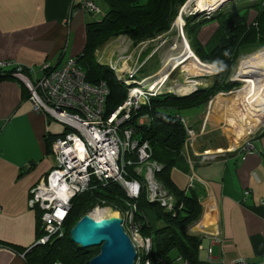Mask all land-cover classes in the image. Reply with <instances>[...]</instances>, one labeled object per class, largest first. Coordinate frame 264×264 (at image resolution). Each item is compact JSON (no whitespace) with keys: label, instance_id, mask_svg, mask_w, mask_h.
<instances>
[{"label":"crops","instance_id":"crops-1","mask_svg":"<svg viewBox=\"0 0 264 264\" xmlns=\"http://www.w3.org/2000/svg\"><path fill=\"white\" fill-rule=\"evenodd\" d=\"M82 1L0 0V62L11 63L4 68L19 64L28 76L39 77L42 64L55 66L80 54L87 40L86 24L94 20L79 7ZM214 29L205 27L199 41H207ZM242 98L248 113L258 112L255 121L244 115L243 125H258L264 120V102ZM220 100L217 95L209 104L217 109ZM206 105L183 108L191 109L187 119L175 110L196 137L184 145L170 177L186 190L189 176L195 174L193 189L201 200L204 226L197 235L207 243L217 234L219 242L212 245L216 261L243 258L248 264H264V126L251 140L253 150L236 149L238 145L225 149L217 139L209 141L216 127L206 120ZM227 105L237 108L235 100ZM235 120L241 123L236 113ZM234 125L227 121L233 137ZM65 132L63 124L32 110L27 89L17 78L0 79V264H28L24 254L37 244L40 215L28 206L30 189L55 167L50 142ZM211 150L220 154L202 161L199 154ZM146 213L151 224L158 221L152 210Z\"/></svg>","mask_w":264,"mask_h":264},{"label":"trees","instance_id":"trees-1","mask_svg":"<svg viewBox=\"0 0 264 264\" xmlns=\"http://www.w3.org/2000/svg\"><path fill=\"white\" fill-rule=\"evenodd\" d=\"M185 1H96L104 10V16L86 24V44L77 57L78 61L84 62L82 68L89 82L104 81L108 86L109 94L105 100L107 113L123 102L127 89L108 65L96 61L95 51L110 38L119 35H125L134 43H139L167 32ZM220 16L224 17L222 22L218 18ZM185 19V30L191 49L201 61L217 65L216 76L210 85L200 82L197 85L207 86L197 87L193 91V87L176 88L175 92L179 95L165 92L151 96L149 104L141 105L124 126L132 127L134 137L149 143L152 158L162 165L157 172V178L175 196L177 202L183 204L178 213L172 216L156 203L149 202L143 193L137 200L138 218L141 217L140 213L147 217L146 210L149 209L155 213L157 220L163 223L161 226H153L147 217L148 222L142 226V233L152 236L153 253L169 260L168 253L176 250L178 256L189 263L201 264L198 256L201 237L188 232V227L196 222L201 214L199 196L193 188L188 192L179 189L170 177V170L181 156L186 138L185 126L175 110L207 104L217 93L230 91L238 85V82L230 81L229 74L239 51L244 46L264 47V0L238 5L232 10L219 12L192 24L188 18ZM210 22L217 24L216 29L211 37L202 43L196 38V32L199 33L201 27ZM220 28L222 33L216 42L210 45ZM13 70L14 68L0 67V79L13 76ZM141 115L147 116L143 122H139ZM131 170L130 167L129 171ZM127 201L128 198L118 183L109 181L103 184L92 180L86 190L71 199L64 220V235L52 236L44 244H34L24 254L26 261L28 264H52L56 260L62 264H88L89 259L98 253L99 247H80L73 243L69 236L71 227L94 206H109L122 212L127 207ZM40 222L39 215V237L42 235Z\"/></svg>","mask_w":264,"mask_h":264},{"label":"built area","instance_id":"built-area-1","mask_svg":"<svg viewBox=\"0 0 264 264\" xmlns=\"http://www.w3.org/2000/svg\"><path fill=\"white\" fill-rule=\"evenodd\" d=\"M79 7L95 20L104 16V10L95 0H84ZM9 65L10 62H0L2 68ZM107 65L127 89L123 102L108 113L105 111L108 86L104 81L89 82L77 56H69L55 66L42 64V74L39 77L28 76L26 69L19 64L12 66L13 76L27 89L32 110L41 112L66 127L63 135L50 142L55 167L30 189L28 206L40 211L42 235L37 243L44 244L52 236L64 235V220L71 199L86 190L92 180L103 184L112 181L123 188L128 198L124 211H113L118 213L122 227L134 246V264H172L173 262L153 253L152 236L142 233V226L148 219L142 213L138 218L137 200L143 193L149 202L156 203L172 216L178 213L183 204L177 202L175 196L157 178L162 165L152 158L149 143L134 137L132 127L124 126L132 114L141 105L149 104L150 97L159 91L154 87V78L147 79L151 72H141V65L129 66L127 58H122L120 63L109 60ZM145 118L146 115H141L139 121ZM185 130L184 145L188 146L195 139L196 133L189 126H185ZM253 137L246 138L236 149L253 150ZM218 154L220 153L203 151L199 156L202 161H209ZM194 179L195 174L192 172L185 191L193 188ZM198 200L201 204L200 198ZM201 223L200 214L199 219L188 227V232H203L204 226ZM218 242L217 234L211 235L207 243L201 238L198 245V254L202 255L204 261L201 264H248L243 258L227 262L216 261L212 255V245ZM176 259L183 258L177 256ZM52 264L62 262L56 260ZM181 264L191 263L183 259Z\"/></svg>","mask_w":264,"mask_h":264},{"label":"rangeland","instance_id":"rangeland-1","mask_svg":"<svg viewBox=\"0 0 264 264\" xmlns=\"http://www.w3.org/2000/svg\"><path fill=\"white\" fill-rule=\"evenodd\" d=\"M254 0H225L223 3L215 6L213 11L207 12L209 10L205 11H197L195 10V0H186L185 3L179 8L178 15L175 17L170 30L167 32L160 34L156 36L153 39H147L139 43H134L130 38L127 36H117L114 38H110L103 46L99 47L95 51V58L96 61L100 64H106L109 60H116L118 63H120L122 58H127V65L132 66L135 64V66L141 65L140 70L144 73H150L153 69L162 67L163 71H168L169 75L166 80L162 79L164 74H160L156 77H153L155 82V86L157 91V94L165 93V92H175V84L171 82V80H177L182 81V79L185 76H190V72L195 69L193 68L192 62L196 63V58L205 64H214L216 67V71L213 74H209L203 72L201 75H197L198 78H201L203 82H206L207 85H210L216 76L218 72V67L215 63H206L201 61L196 54L193 52L189 45V39L186 34L185 30V23L186 19H189V23L192 24L196 21H199L203 18L213 16L219 12H227L229 10L234 9L238 5L245 4L247 2H252ZM181 18L183 21L182 23V30L183 34L181 33L179 26L180 24L177 23V19ZM219 20L222 22L224 17L220 16L218 17ZM217 19V18H216ZM208 24V23H206ZM205 24V25H206ZM202 26L201 28L204 29L205 27H211L214 26L216 29L215 23H209L208 26ZM201 29V33L203 34ZM214 29V30H215ZM196 32V38L200 39L199 37H202L201 33ZM206 33V32H205ZM222 33V28H220L217 32V34L214 36V38L210 41V45H213L216 40L218 39L219 35ZM182 36V37H181ZM185 40L189 48L191 49L194 58L191 56L189 59H185V57L182 55L181 50V41ZM264 47H253V46H244L240 51L238 56L236 57L234 64L232 66V69L229 74L230 78H236V82H238V85L233 88L230 91L226 92H219L214 97H212L208 103H207V109L206 113L209 112L210 116H207L206 120L210 123H214V127H216L213 132L215 135L212 136L208 134L209 141L217 139L219 141V145L223 146V148L228 149L233 148L240 143H242L246 138H249L250 136H255L261 128L264 126V121L262 124H258L256 126H244V115L249 118L250 120L255 121L257 119L258 112H254L253 114L248 113L246 110V104H244L242 96H244L243 92L245 91V85L247 84L245 79H241L240 76H238L237 73H239V67L243 59L248 58L250 55L258 52H263ZM192 61V62H191ZM79 64L81 67L84 68V62L81 60L79 61ZM200 70V69H197ZM182 76V77H181ZM161 77V78H160ZM207 85H196L193 87L192 91L200 86H207ZM173 87V88H171ZM179 95V94H177ZM220 96L221 100L219 101L220 106L217 109H214L213 103L210 105V101L215 98L216 96ZM238 96V97H237ZM248 100L251 98L246 95L244 96ZM238 98V100H237ZM236 102V107L232 105H227V103H230L232 101ZM222 101V102H221ZM239 103H238V102ZM263 101V100H262ZM226 103V104H225ZM191 109H180L179 112L182 116H187L189 111ZM247 112V113H246ZM235 113L239 118H241V123H237L235 120ZM186 118V117H185ZM187 119V118H186ZM210 119V120H209ZM232 121L235 125L232 127L234 133L236 132L235 136H231L228 127L227 121ZM215 121H218L217 124ZM210 126V125H209ZM212 132V131H211ZM232 143H236V145H232ZM209 153H218L216 150H211ZM220 153V152H219ZM188 184V183H187ZM97 208H106L110 211H113V209H110L109 206L104 207H97ZM96 206H94L91 210L88 211L90 214L93 212V210L97 209ZM94 210V211H95ZM96 212V211H95ZM153 226H161L163 223L161 220L158 221H152ZM169 262H173L172 264H181L183 259L177 260L178 253L176 250H171L169 253ZM214 255V254H213ZM201 263H203L202 255H199Z\"/></svg>","mask_w":264,"mask_h":264},{"label":"water","instance_id":"water-1","mask_svg":"<svg viewBox=\"0 0 264 264\" xmlns=\"http://www.w3.org/2000/svg\"><path fill=\"white\" fill-rule=\"evenodd\" d=\"M230 81L236 82V78ZM121 222L118 214L99 219L84 214L71 227L69 236L80 247H99L88 264H134L136 252Z\"/></svg>","mask_w":264,"mask_h":264},{"label":"bare ground","instance_id":"bare-ground-1","mask_svg":"<svg viewBox=\"0 0 264 264\" xmlns=\"http://www.w3.org/2000/svg\"><path fill=\"white\" fill-rule=\"evenodd\" d=\"M195 10L197 11H213L215 6L223 3L225 0H195ZM183 20L179 17L177 19V23L180 24L179 29L181 33L183 34L182 28V22ZM182 37V36H181ZM181 50L182 55L185 57V59H189L191 56L194 58V55L189 48L188 43L185 40L181 41ZM196 56V55H195ZM196 63L192 62L193 69L190 72V76H185L182 81L177 80H171L173 84H175V88H192L195 85L199 84L200 82H203L201 78H198L197 75H201V73L206 72L209 74H213L216 71V67L214 64H205L200 62L196 58ZM200 69V70H197ZM164 74L162 79L166 80L168 78L169 72L163 71L162 67L155 68L151 71V74L147 77L153 78L158 75ZM238 76H240L241 79H245L246 85H245V91L243 92L244 96L248 95L252 100L258 101V102H264V51L258 52L250 55L248 58L243 59L240 67H239V73H237ZM182 77V76H181ZM161 78V77H160ZM173 88V87H171ZM263 100V101H262ZM264 121V120H263ZM263 121L259 123L262 124ZM232 149V148H231ZM217 152V151H216ZM112 209V208H111ZM95 210V209H94ZM90 213V215L96 219L107 217L109 215H117L118 213L115 211H110L106 208H97L95 211Z\"/></svg>","mask_w":264,"mask_h":264}]
</instances>
